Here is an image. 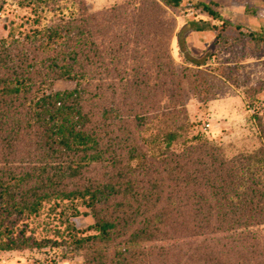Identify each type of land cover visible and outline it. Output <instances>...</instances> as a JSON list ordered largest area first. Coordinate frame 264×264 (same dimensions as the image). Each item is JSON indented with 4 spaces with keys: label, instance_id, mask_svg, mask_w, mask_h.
<instances>
[{
    "label": "trees",
    "instance_id": "trees-1",
    "mask_svg": "<svg viewBox=\"0 0 264 264\" xmlns=\"http://www.w3.org/2000/svg\"><path fill=\"white\" fill-rule=\"evenodd\" d=\"M18 2L35 8L49 6L51 12L60 17H64L67 10L69 20L67 23H51L44 30L37 31L44 32L39 38L29 36L25 41L13 39L9 43L0 40V146L6 157L0 160V250L33 245L29 238H14L12 228L5 224L6 219L13 215L37 213L43 201L52 196L87 197L88 205L96 211V221L91 228L97 232L73 239L75 246L84 250L85 264H140L148 246L166 238L169 229L178 231L185 225H190L195 234L204 235L264 224V148L224 158L215 154L217 148L200 138L199 142L178 153L165 151L163 164L166 168L175 163L169 173L173 169H182L186 161L195 167L190 174V185L194 188L190 189V194L182 196V188L185 189L187 182L179 175L180 170L177 174L171 173L179 175L173 182L163 179L161 184L152 179L147 186H141L134 180L139 171L129 170L130 165L118 168L121 156L116 154V149L106 147L110 127L107 121L114 124L120 114L115 108L99 104L104 96L100 85H96L95 90L90 86L95 79L103 80L100 77L107 74L111 63H131L133 60L132 79L128 72L118 68L117 72H120L125 89L130 87L131 91L135 89L137 92L146 84L148 72L142 73L134 65L147 58L159 68L156 76L166 80L172 75L174 85L177 84L179 78H176L173 65L167 66L168 62L174 64L169 43L165 46L160 34L165 31L166 8H178L183 0L128 2L119 13H115V9L88 12L83 0ZM147 2L149 6L143 8ZM202 6L213 18H220L210 6ZM132 23L136 26L134 34L129 28ZM114 24H117L118 31L117 28L113 30ZM173 31L172 25L167 30L168 35L171 36ZM37 39L41 40L40 45H32ZM54 42L67 49L52 50ZM30 45L34 46L32 50L28 49ZM141 50L146 55H139ZM42 51L48 56L39 58ZM162 59H167L166 64ZM57 79L75 81L76 85L73 89L43 93ZM165 80L162 85L166 84ZM40 91L43 92L39 95ZM99 110L102 123L94 120ZM141 113L135 116L136 127L140 128L149 123ZM162 116V121L168 122L172 118L171 110ZM179 130L160 129L156 139L152 137L153 141L162 137L168 148L183 135ZM29 134L35 137L23 141V137ZM117 138L130 157L143 155L147 161L152 159L148 156L150 154L143 152L141 145L129 144L128 137ZM20 143L23 147L20 161L27 155L37 154L33 149L39 150L47 159L42 158L39 166L23 171H19V167L13 168L8 161L18 157ZM28 146L32 149H25ZM107 153H111L112 165L119 172L117 180L91 182L75 190L67 187L66 179L79 178L93 163L106 159ZM55 155L66 158L64 166L50 162ZM74 156L79 159L70 161ZM167 190V196L163 197ZM262 253V260L255 264H264Z\"/></svg>",
    "mask_w": 264,
    "mask_h": 264
},
{
    "label": "rangeland",
    "instance_id": "rangeland-1",
    "mask_svg": "<svg viewBox=\"0 0 264 264\" xmlns=\"http://www.w3.org/2000/svg\"><path fill=\"white\" fill-rule=\"evenodd\" d=\"M136 1L83 0L84 9L88 12L115 9V13L121 12V7L127 6L128 2ZM202 4L210 6L220 18L210 16ZM137 5L140 7V3ZM148 6L147 2L143 8ZM166 9L168 18L165 19V31L160 35L165 46L169 43V53L174 61V64L168 62L167 66L173 65L180 83L176 81L174 85L172 75L166 80L156 76L159 68L147 58L134 65L142 73L148 72L146 84L137 92L135 89L131 91L130 87L125 89L120 72H117V68L128 72L132 79L133 60L131 63H111L107 74L100 77L103 80L95 79L90 87L95 90L96 85H100L104 96L99 104L115 108L120 114L114 124L110 123L111 120L107 121L110 127L106 136V147L116 149V154L121 156L118 168L130 165L129 170L137 169L139 175L134 180L141 186H147L152 179L159 180L161 184L163 179L173 182L180 175L187 182L181 191L183 196L190 194V189L194 188L190 185V174L195 167L186 161L182 169H173L169 173V168L175 167V163L166 168L163 164L165 151L178 153L199 142L200 138L217 148L215 154L224 158L250 154L264 148V0H183L178 8ZM68 20L67 10L65 16L60 17L51 12L49 6L43 9L21 5L18 0H0V40L8 43L13 39L25 41L29 36L39 38L44 32L37 31L44 30L51 23H67ZM172 25L174 31L169 36L167 30ZM135 27L134 23L129 26L133 34ZM116 28L118 31L117 24H114L113 30ZM150 42L155 40L150 39ZM40 43L41 40L37 39L32 45L39 46ZM30 46L28 49L32 50L34 46ZM51 48L67 49L55 45V42ZM129 53L134 54L132 51ZM139 55L146 54L141 50ZM45 56L48 54L42 51L39 58ZM163 61L166 64L167 59ZM164 80L166 84L162 85ZM75 85V81L57 79L51 88L40 91L39 95L42 92L73 89ZM97 91L101 92V89ZM170 110L172 118L163 122L161 114ZM139 112L149 119L148 125L141 128L136 127L135 116ZM101 113L99 110L94 116L98 123L103 121L99 119ZM168 128H180L179 132L183 135L167 148L162 137L156 141L152 137L156 139L160 129ZM34 137L32 134L24 136L23 141ZM117 137H128L129 144L141 145L143 152L150 154L148 156L152 159L147 161L143 155L130 157L123 150L125 146L118 143ZM21 144L17 148L18 157L7 160L13 168L19 167L18 170L23 171L39 166L42 158L47 159L39 150L33 149L37 154L27 155L20 161L23 153ZM25 149L32 148L28 146ZM3 153L2 150V161L6 159ZM110 155L107 153L102 162L93 163L79 178L66 179L67 187L75 190L91 182L117 180L120 175L117 167L112 165ZM65 159L55 155L50 162L60 167L64 166ZM78 159L79 156H74L70 161L76 162ZM179 170L181 174L172 175L179 173ZM170 190L178 194L174 189ZM168 192L163 193V197ZM95 212L88 205L87 197L52 196L43 201L37 213L13 215L5 222L12 228L13 237L19 240L29 238L33 245L0 250V264H85L84 250L77 248L73 239L97 232L91 228L96 221ZM188 213L190 215V209ZM163 238L145 249V259L140 264H255L264 252V224L204 235L195 234L190 225H185L178 231L169 229L166 238ZM38 243L40 246H37Z\"/></svg>",
    "mask_w": 264,
    "mask_h": 264
}]
</instances>
